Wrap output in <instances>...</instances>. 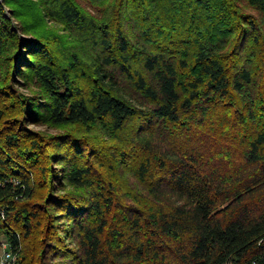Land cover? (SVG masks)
Listing matches in <instances>:
<instances>
[{"label":"trees","instance_id":"trees-1","mask_svg":"<svg viewBox=\"0 0 264 264\" xmlns=\"http://www.w3.org/2000/svg\"><path fill=\"white\" fill-rule=\"evenodd\" d=\"M0 209L18 264H264V0H0Z\"/></svg>","mask_w":264,"mask_h":264},{"label":"built area","instance_id":"built-area-1","mask_svg":"<svg viewBox=\"0 0 264 264\" xmlns=\"http://www.w3.org/2000/svg\"><path fill=\"white\" fill-rule=\"evenodd\" d=\"M0 215L4 217V211L1 209ZM21 250L22 245L15 247L9 238L0 235V264H18Z\"/></svg>","mask_w":264,"mask_h":264},{"label":"rangeland","instance_id":"rangeland-1","mask_svg":"<svg viewBox=\"0 0 264 264\" xmlns=\"http://www.w3.org/2000/svg\"><path fill=\"white\" fill-rule=\"evenodd\" d=\"M6 16L8 17V14H6ZM13 23L15 24L16 23V21L15 20H13ZM22 91H25L26 92V90H22ZM32 129H40V128H37V127H32ZM22 249H23V247H22Z\"/></svg>","mask_w":264,"mask_h":264}]
</instances>
